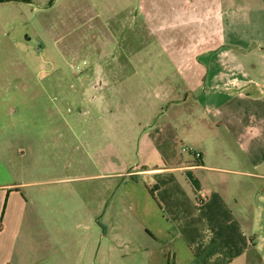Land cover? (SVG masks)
<instances>
[{
  "label": "crops",
  "instance_id": "crops-1",
  "mask_svg": "<svg viewBox=\"0 0 264 264\" xmlns=\"http://www.w3.org/2000/svg\"><path fill=\"white\" fill-rule=\"evenodd\" d=\"M105 3L140 44L63 96L79 175L0 157V264H264V0Z\"/></svg>",
  "mask_w": 264,
  "mask_h": 264
},
{
  "label": "rangeland",
  "instance_id": "rangeland-1",
  "mask_svg": "<svg viewBox=\"0 0 264 264\" xmlns=\"http://www.w3.org/2000/svg\"><path fill=\"white\" fill-rule=\"evenodd\" d=\"M25 1L0 3V157L13 161L18 172L22 162L37 159L57 165L44 179L73 177L80 173L68 163L73 159L81 168L77 162L83 157L73 148L90 127L89 120L77 119L87 111L88 98L80 92L70 100L63 96L79 77L95 70L98 59L105 66L124 64L118 51L135 49L140 41L132 40L135 30L126 12L120 9L110 17L105 0ZM92 11L97 14L90 20ZM104 50L116 56L105 61ZM62 234L65 241L67 232ZM114 248L109 242L107 257L94 254L90 264H120ZM68 261L62 257L60 264Z\"/></svg>",
  "mask_w": 264,
  "mask_h": 264
},
{
  "label": "built area",
  "instance_id": "built-area-1",
  "mask_svg": "<svg viewBox=\"0 0 264 264\" xmlns=\"http://www.w3.org/2000/svg\"><path fill=\"white\" fill-rule=\"evenodd\" d=\"M85 64H86V63H85ZM183 152H193V153H195V156H196L197 160L201 159V154L195 152L194 149L184 147V148H183Z\"/></svg>",
  "mask_w": 264,
  "mask_h": 264
},
{
  "label": "trees",
  "instance_id": "trees-1",
  "mask_svg": "<svg viewBox=\"0 0 264 264\" xmlns=\"http://www.w3.org/2000/svg\"><path fill=\"white\" fill-rule=\"evenodd\" d=\"M8 1H21V0H0V2H8ZM23 2H29V1H24Z\"/></svg>",
  "mask_w": 264,
  "mask_h": 264
}]
</instances>
